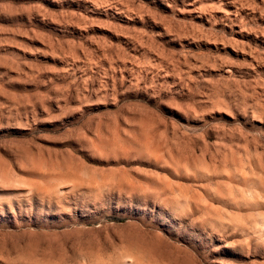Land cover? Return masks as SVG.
I'll return each mask as SVG.
<instances>
[{
    "label": "rangeland",
    "instance_id": "rangeland-1",
    "mask_svg": "<svg viewBox=\"0 0 264 264\" xmlns=\"http://www.w3.org/2000/svg\"><path fill=\"white\" fill-rule=\"evenodd\" d=\"M0 264H264V0H0Z\"/></svg>",
    "mask_w": 264,
    "mask_h": 264
}]
</instances>
